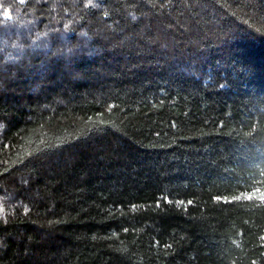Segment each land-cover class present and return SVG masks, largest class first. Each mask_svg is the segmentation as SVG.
I'll list each match as a JSON object with an SVG mask.
<instances>
[{
  "label": "trees",
  "instance_id": "16d2710c",
  "mask_svg": "<svg viewBox=\"0 0 264 264\" xmlns=\"http://www.w3.org/2000/svg\"><path fill=\"white\" fill-rule=\"evenodd\" d=\"M5 9L0 264H264V0Z\"/></svg>",
  "mask_w": 264,
  "mask_h": 264
},
{
  "label": "rangeland",
  "instance_id": "374dc122",
  "mask_svg": "<svg viewBox=\"0 0 264 264\" xmlns=\"http://www.w3.org/2000/svg\"><path fill=\"white\" fill-rule=\"evenodd\" d=\"M8 9H5L4 11H2L1 13H0V16H3L5 13H8ZM12 14V13H11ZM13 15V14H12ZM24 24L25 23H21V24H19V23H16V24H14V25H16V27H12V30H18V31H23V27H24ZM13 25V26H14ZM6 29H10V27H7Z\"/></svg>",
  "mask_w": 264,
  "mask_h": 264
},
{
  "label": "clouds",
  "instance_id": "9594fccd",
  "mask_svg": "<svg viewBox=\"0 0 264 264\" xmlns=\"http://www.w3.org/2000/svg\"><path fill=\"white\" fill-rule=\"evenodd\" d=\"M5 212L4 206L2 203H0V216H3Z\"/></svg>",
  "mask_w": 264,
  "mask_h": 264
}]
</instances>
